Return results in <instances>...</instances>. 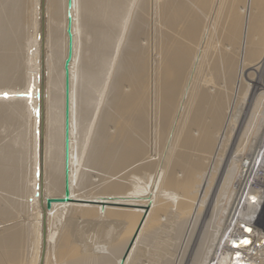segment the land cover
I'll return each instance as SVG.
<instances>
[{"label": "bare ground", "instance_id": "bare-ground-1", "mask_svg": "<svg viewBox=\"0 0 264 264\" xmlns=\"http://www.w3.org/2000/svg\"><path fill=\"white\" fill-rule=\"evenodd\" d=\"M68 13L73 42L69 200L77 203L56 200L64 196ZM26 39L34 46L26 56L29 63L23 61ZM251 71L256 75L246 83L243 77ZM25 93L30 95H20ZM261 108L264 0H72L70 8L67 0H29L27 6L25 0H0V216L8 222L22 209L33 211L31 222L0 234L7 261L15 264L25 255V264H129L138 243L157 236L169 203L180 206L186 197L198 196L192 190L203 182L198 183L207 163L222 158L227 166L219 185L212 181L201 197L177 264H264V245H251L254 233L260 244L264 234L252 229L245 243L237 233L250 228L245 220L254 196L240 187L228 191L232 160L244 159L251 132L257 126L258 133L264 122ZM143 178L152 187L149 192L147 185L148 197L140 192L141 199L134 193ZM49 198L55 200L47 207ZM70 216L116 218L126 230L105 254L88 255L99 242L79 232L86 244L71 243L61 230ZM183 227H177L178 235ZM164 261L151 264L170 263ZM0 264H5L1 256Z\"/></svg>", "mask_w": 264, "mask_h": 264}, {"label": "rangeland", "instance_id": "rangeland-1", "mask_svg": "<svg viewBox=\"0 0 264 264\" xmlns=\"http://www.w3.org/2000/svg\"><path fill=\"white\" fill-rule=\"evenodd\" d=\"M25 3H26V6L27 5H29V0H25ZM25 18L27 19V20H29V11H26L25 12ZM30 22H31V20H30ZM34 46H33V44L31 43V41L29 40V39H26V40H24V43H23V45H22V52H23V54H24V62L26 63H29L30 62V60H29V58H26V56H30V54H31V52H32V48H33ZM23 73L24 74H26V71H23ZM27 73H29V69H27ZM252 73H254V75H256V73L255 72H253V71H251L250 72V76H244L243 77V81H247L246 83H248V82H250V80H249V77H251V76H254ZM244 82V83H245ZM245 83V84H246ZM18 91H21V90H19V88H18ZM242 93H244V92H242ZM243 95V94H242ZM241 95V96H242ZM261 110H262V112H264L263 110H264V108L262 109L261 108ZM262 116H263V114H261ZM256 129V130H255ZM254 129V131H252L251 132V134H250V136H249V140H248V143L250 142V144L248 145L249 146V149H251L253 146H255L257 143V141H256V139H258V138H260L261 139V137H262V135L264 134V122H262V125H261V127H260V130H259V132L258 133H256V131H257V126H256V128ZM261 133V134H260ZM260 135H261V137H260ZM253 138V139H252ZM260 139H259V141H260ZM253 141V142H252ZM256 141V142H255ZM255 142V143H254ZM225 150V149H224ZM220 151L221 153L220 154H223V152H225V151ZM250 151V150H249ZM249 151H246L245 153L247 154ZM245 154V155H246ZM224 155V154H223ZM244 155V156H245ZM243 156V157H244ZM241 157V158H240ZM238 159H243L242 158V156H239L238 158H235V160H232L233 162H234V164H233V166H234V168H231V166H230V169H231V171L232 172H230V176H231V178H230V187H228V191L230 192V190L232 191L233 189H237L238 187H239V185L236 183V181H237V175H239L240 174V169H239V167H240V164H241V161H237ZM223 159L221 158V159H216V162L215 163H218V164H214V162L212 161V162H208L207 164V166L205 167V169H207L208 168V170H204V171H206V173L205 174H203L202 176H201V178H199V180H200V182H198L199 184L201 183V181H205V183H201L200 185H198V186H195V190L197 189V191H195L193 188V190L192 191H194V193L193 192H191V194H189V196H191L192 197V195L193 194H195V193H197L198 194V196L195 194V198H194V196H193V198L196 200H194L193 198H191V200L189 201L188 199H190V197H186L185 199H184V201L182 202V204H180V206H178V202L176 203V201L175 202H173V201H171L170 203H169V205L170 206H168V209H170L169 207H174L173 209H172V207H171V209L170 210H168L167 208H166V213H163L164 215L163 216H165V217H161V224H163L162 226H160L158 229H157V234L155 233L154 235H157L155 238H154V236H153V238H151L150 240H149V238H148V240L150 241H148L147 240V238H145L144 237V240L143 241H145L147 244H145V242L143 243V241L141 242H139L138 243V245H137V249L135 248V250H134V252H133V259H132V262H130L129 264H136V263H138V264H145L144 262H146V263H149V264H151V263H153V262H155V261H157V259H158V261H160V260H163L164 261V259H163V257H164V255H166L167 257L165 258V259H168V260H165L164 262L166 263L167 261H171L172 260V257H173V260H172V262H170L169 264H177V261L179 260L178 258L181 256V254L182 253H180V252H183V250H184V248H185V246H186V244L184 243V242H187V239H188V237H187V233L189 232V234H190V230H192V228H193V225L197 222V213H198V211H199V208H200V206H199V204L201 205V201H202V199H201V197H203V196H205L204 194L205 193H208V191H209V188L211 187V185L210 184H212L213 185V183L215 184V183H217L218 185H219V181L221 180V176H222V174H221V172L220 171H222L223 170V167L225 168V166L224 165H226L227 166V163L226 164H224V162L222 161ZM220 162V163H219ZM232 162V163H233ZM211 163H213L211 166H213V165H218L217 167H219V169H217V167L216 166H214L213 167V169H212V167H210V164ZM229 163V162H228ZM239 165V166H238ZM232 166V167H233ZM237 167V168H236ZM210 168L212 169L211 171H212V174L211 173H209V172H211L210 171ZM217 169L216 170V172H215V169ZM221 168H222V170H221ZM235 170V172L233 171V170ZM237 169V170H236ZM214 171V172H213ZM219 171V172H218ZM236 171H237V173H236ZM213 173L215 174L216 173V175H213ZM219 175H218V174ZM233 173H235V175L233 174ZM208 174H211V175H209V177H208ZM213 175V177H210V176H212ZM221 175V176H220ZM234 176H236V177H234ZM162 177H163V175H162ZM204 177V178H203ZM220 177V178H219ZM206 178V179H205ZM212 178V179H211ZM217 178H219V179H217ZM236 178V179H235ZM204 179V180H203ZM211 179V180H210ZM215 179V180H214ZM208 180H210L211 181V183L210 182H208ZM235 180V181H234ZM141 181V182H140ZM212 181H214L213 183H212ZM233 181H234V183H233ZM139 184L141 185L142 184V186H141V188H139V190H138V194H136V193H134L135 194V196H139L141 193H144V194H142L144 197H148L147 195H149L150 196V193L149 192H151V187H152V184H151V182L150 181H148V178H146V179H144L143 178V180L142 179H140L139 180ZM143 182V183H142ZM157 182V181H156ZM161 183V181H158V183ZM208 182V183H207ZM234 184H232V183ZM159 183V184H160ZM146 184V185H145ZM150 185V187L149 186H147V185ZM207 184V185H206ZM209 184V185H208ZM237 184V185H236ZM144 185H145V187H144ZM232 185H233V187H232ZM147 186V187H146ZM199 186H200V188H199ZM207 186V187H206ZM208 186H210V187H208ZM237 186V187H236ZM144 187V188H143ZM149 187V188H148ZM197 187V188H196ZM147 188H148V191H147ZM205 188V189H204ZM231 188V189H230ZM145 190V191H147V192H145V191H143V190ZM207 189H208V191H207ZM155 189H153V191H154ZM205 190V191H204ZM250 192H252V194H253V196H254V198H252V200H251V209H252V211L250 210V212H249V214L247 213V218H246V223H248V225H249V227L251 228H247V227H244V229H241V231L240 230H238L237 231V233L238 232H241V233H239V235H243V237L244 236H246L247 235V237L250 235V233H252L251 231H252V229H254L255 231H258V232H260V233H262V234H264V203H262V205H261V201H262V196H261V194H260V192L258 191V190H254V189H248ZM156 191V190H155ZM204 191V193H202ZM207 191V192H206ZM141 192V193H140ZM201 192V193H200ZM193 193V194H192ZM142 195H140L139 197L142 199L143 197H141ZM146 195V196H145ZM160 198H162V197H160ZM197 198H198V200H197ZM144 199V198H143ZM169 199V198H168ZM167 198H165V200H168ZM187 200H188V202L190 203H192L191 205L187 202ZM67 201H69V202H67ZM74 201L75 200H66L65 202H67V203H74ZM193 201V202H192ZM180 202V201H179ZM187 202V203H186ZM75 203H77V201H75ZM85 203H88V204H92V205H95L96 204V206H102V205H104V206H106V204H103V203H99V202H85ZM172 203V204H171ZM196 203V204H195ZM30 204H32V199H29V205ZM100 204V205H99ZM183 204H184V206H183ZM186 204H187V206H186ZM196 205H198L197 207H196ZM261 205V206H260ZM179 208V209H177V211H176V209L175 208H177V207ZM133 208H141V207H134V206H132ZM183 207H185V208H183ZM188 207V208H187ZM189 207L192 209H190V213L187 211V210H189ZM196 207V208H195ZM30 208H32V206L30 207ZM181 208V209H180ZM182 208H183V210H182ZM187 208V209H186ZM195 208V209H194ZM32 210V209H31ZM180 210V211H179ZM197 210V211H196ZM169 211V212H168ZM175 211V212H174ZM179 211V212H178ZM184 211V212H183ZM185 211H187V212H185ZM192 211V212H191ZM194 211H196L195 213H193ZM29 212V208L27 209H22V211H20L17 215V218L16 219H12V220H9L8 222H6L5 220H3L2 219V217L0 216V234L1 233H4V232H6V231H11V230H13L14 228H16V227H18L16 224L17 223H21V222H24V223H27V222H31L30 220H32V217L30 216L31 215V212H33V211H31L30 212V214L28 213ZM178 214H177V213ZM167 213L170 215H167ZM172 214V216H174L175 217V219L171 216V214ZM181 213H182V218H181ZM166 214V215H165ZM174 214V215H173ZM180 214V217L178 216ZM187 214V215H186ZM189 214H190V216H189ZM194 214H195V216H194ZM177 215V216H176ZM191 215H193L192 217H191ZM167 216V217H166ZM184 216V217H183ZM186 216H188L187 218H189L188 220H189V223H188V220L186 219ZM169 217H172V218H169ZM196 217V218H195ZM92 217H89V218H84V219H80V218H77V217H69V218H67L66 217V219H64V223L62 224V227H61V230H63L65 233L67 232V234H68V238H69V240H70V242L71 243H76V245H78V247L80 246H82L83 244H86L84 241H82L81 240V237L79 238V234L82 232L84 235H87V236H90V237H93L96 241H97V243L99 244L97 247H96V249H95V251L93 250V248L92 249H88L87 251L88 252H86L88 255H93L95 252H97V253H100V252H103L104 254L106 253V251H108L109 250V248L108 247H111L113 244H116L119 240H120V238L124 235V231L126 230V227H125V225H126V223L124 222V221H121L120 219H116V218H111V217H105V218H99V217H97V216H95V217H93L92 219H91ZM99 218V219H98ZM169 219V220H165V219ZM178 218V219H177ZM195 218V219H194ZM29 221H28V220ZM69 219V220H68ZM71 219H72V221H71ZM80 219V220H79ZM102 219V220H101ZM179 219H181V220H179ZM183 220V221H182ZM184 220H185V222H186V224H185V222H184ZM187 220V221H186ZM191 220H196V221H192L191 222ZM101 221V222H100ZM165 221V222H164ZM168 223H170L172 226H171V228H168L167 229V227H170L169 225L170 224H168ZM180 221V222H179ZM182 221V222H181ZM178 223V224H176V223ZM124 223V224H123ZM168 224V226H166V228H165V225L164 224ZM183 223V225H184V229H185V227H186V231L184 230V229H182L183 230V232H182V236L181 235H178V233H176L178 230H177V227L179 228V225H181ZM191 223H194L193 225H191ZM246 223H242V224H246ZM166 224V225H167ZM174 224H176V225H178L177 227H176V225H174ZM101 227H100V226ZM186 225V226H185ZM176 228V230L174 229V227ZM189 226H190V228H189ZM65 227V228H64ZM173 227V228H172ZM192 227V228H191ZM93 228V229H92ZM161 228H165L166 229V231H165V229H161ZM188 228V229H187ZM80 229V230H79ZM125 229V230H124ZM190 229V230H189ZM66 230V231H65ZM77 230H79V231H77ZM123 230V231H122ZM174 231L173 233H172V231L169 233V231ZM69 231V232H68ZM84 231V232H83ZM107 231H109V235L106 233ZM188 231V232H187ZM80 232V233H79ZM102 232V233H101ZM111 232V233H110ZM123 232V233H122ZM163 232V234H161L160 235V233H162ZM168 232V233H167ZM247 232V233H246ZM101 233V234H100ZM105 233V234H104ZM183 233H185L184 235H183ZM244 233V234H243ZM94 234V235H93ZM102 234H103V237H106V238H103V237H101L102 236ZM169 234V235H168ZM180 234V233H179ZM98 235H99V237H98ZM105 235V236H104ZM159 235V236H158ZM170 236L169 238L171 239V238H173V239H171V240H169L168 238H165V237H168V236ZM175 237H174V236ZM109 236V237H108ZM162 236V238H158V237H161ZM176 236H178V238H180L181 239V241H180V239H178ZM181 236V237H180ZM187 238H185V237ZM182 237H183V240H182ZM101 238V239H100ZM175 238H177V240L175 239ZM184 238L186 239V241L184 240ZM211 237H209V239H210ZM74 239V240H73ZM91 239V241H90V243H92L93 241V239L92 238H90ZM89 239V240H90ZM147 241H146V240ZM159 239H160V241H159ZM162 239H164V241L162 240ZM168 241H166V240ZM175 239V240H174ZM30 240V239H29ZM99 240V241H98ZM110 240V241H109ZM178 240H179V242H178ZM247 240H250V239H247ZM246 240V241H247ZM81 241H82V243H81ZM155 241V242H154ZM157 241H159V245H158V242ZM162 241H163V243H162ZM165 241H166V243H165ZM183 241V242H182ZM245 241V240H244ZM80 242V243H79ZM106 242H107V245L108 246H106L105 244H106ZM150 244H149V243ZM153 242V243H152ZM172 243V242H177V243H173V244H175V246H177V245H180V248H178V249H176L177 247H179V246H177V247H175L173 244H171V246H170V244L169 243ZM74 243V244H75ZM78 243V244H77ZM154 243H156V244H154ZM162 245H161V244ZM179 243V244H178ZM152 244H154V245H152ZM184 244V245H183ZM151 245V246H150ZM157 245L158 246H160V247H157ZM163 245H165V246H163ZM171 247H169V246ZM85 246V245H84ZM163 246V247H162ZM151 247V248H150ZM158 248V251L157 250H155V249H157ZM173 247H174V250H176L177 251V256L175 257V251L173 250ZM184 247V248H183ZM108 248V249H107ZM139 248V249H138ZM159 248H160V250H159ZM167 248V249H166ZM169 248V249H168ZM151 249V250H150ZM154 249V250H153ZM24 250L25 251H27V247H24ZM93 250V251H92ZM98 250V251H97ZM139 251V253H140V255H139V253H137V256H139V257H137L136 256V252L137 251ZM150 250V251H149ZM169 250V251H168ZM172 250V251H171ZM182 250V251H181ZM100 251V252H99ZM148 251L149 252H151V254L149 253V258H151L152 257V255L154 256V258L156 259H154L153 257L151 258V259H149L148 258ZM153 251V252H152ZM155 251H157V252H155ZM166 251V253H168V255L166 254V253H164ZM168 251V252H167ZM171 251V252H170ZM174 251V252H173ZM71 253H74L73 251H70ZM70 252H68L65 256H61V258H67V256L70 254ZM161 254H164V255H161ZM5 252L3 251V249L0 247V256L2 257V259H3V261H4V263L5 264H10V262L9 261H7V257L5 256V254H4ZM102 253V254H103ZM156 253H157V255H156ZM174 253V254H173ZM155 254V255H154ZM161 256H159V255ZM171 254V255H170ZM172 254L174 255V256H172ZM262 255H264V249H262ZM172 256V257H171ZM179 256V257H178ZM136 257V258H135ZM159 257V258H158ZM174 257L176 258V259H174ZM171 258V259H170ZM25 259H26V256L25 255H23V256H21V258L17 261V263H15V264H25L26 263V261H25ZM137 259V260H136ZM155 261H154V260ZM160 259V260H159ZM145 260V261H144ZM152 260H153V262H152ZM151 261V262H150ZM175 261V262H174ZM135 262V263H134ZM158 264H164L163 262L162 263H158ZM168 264V263H167Z\"/></svg>", "mask_w": 264, "mask_h": 264}, {"label": "water", "instance_id": "water-1", "mask_svg": "<svg viewBox=\"0 0 264 264\" xmlns=\"http://www.w3.org/2000/svg\"><path fill=\"white\" fill-rule=\"evenodd\" d=\"M72 0H67L68 8L71 7ZM72 20L71 16L68 13L67 16V27L66 33L68 37L67 41V55L64 60V196L60 199L61 201L69 200L70 198V190H69V157H70V62L73 55V42H72V28H71ZM21 96H29V93L20 94ZM4 96V95H3ZM37 97H39V92H37ZM36 115H39V109L35 110ZM55 199L49 198L47 199V207H50L51 201Z\"/></svg>", "mask_w": 264, "mask_h": 264}, {"label": "built area", "instance_id": "built-area-1", "mask_svg": "<svg viewBox=\"0 0 264 264\" xmlns=\"http://www.w3.org/2000/svg\"><path fill=\"white\" fill-rule=\"evenodd\" d=\"M239 169L241 173L238 175L236 183L240 190L244 189V192L248 189L258 190L262 196V205L264 203V134L260 141L244 156ZM251 238L253 239L252 246L262 247L264 245V242L262 244L257 242V233H254ZM245 239L246 237H243L241 240Z\"/></svg>", "mask_w": 264, "mask_h": 264}, {"label": "snow or ice", "instance_id": "snow-or-ice-1", "mask_svg": "<svg viewBox=\"0 0 264 264\" xmlns=\"http://www.w3.org/2000/svg\"><path fill=\"white\" fill-rule=\"evenodd\" d=\"M5 98H7V93L4 94ZM245 243H247V241H245Z\"/></svg>", "mask_w": 264, "mask_h": 264}]
</instances>
